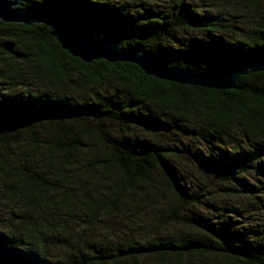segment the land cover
I'll list each match as a JSON object with an SVG mask.
<instances>
[{
	"label": "trees",
	"instance_id": "16d2710c",
	"mask_svg": "<svg viewBox=\"0 0 264 264\" xmlns=\"http://www.w3.org/2000/svg\"><path fill=\"white\" fill-rule=\"evenodd\" d=\"M231 3L251 26L186 0L19 8L206 73L264 62V0ZM49 33L0 21V264H264V72L228 90L180 85L84 63ZM237 195L242 207L216 202Z\"/></svg>",
	"mask_w": 264,
	"mask_h": 264
},
{
	"label": "water",
	"instance_id": "95a60500",
	"mask_svg": "<svg viewBox=\"0 0 264 264\" xmlns=\"http://www.w3.org/2000/svg\"><path fill=\"white\" fill-rule=\"evenodd\" d=\"M23 1L0 0V21L26 26L45 25L61 49L84 63L96 60L131 63L138 66L146 75L160 80L214 90L233 89L239 76L250 72H264V62L237 67L227 66L206 73L168 67L159 61V55L145 50L141 44L123 46V38L119 37L95 39L89 30L82 26V22L72 19L67 14L36 5L20 9Z\"/></svg>",
	"mask_w": 264,
	"mask_h": 264
},
{
	"label": "rangeland",
	"instance_id": "374dc122",
	"mask_svg": "<svg viewBox=\"0 0 264 264\" xmlns=\"http://www.w3.org/2000/svg\"><path fill=\"white\" fill-rule=\"evenodd\" d=\"M133 1H137V0H133ZM231 1L232 0H186V2H189L192 6H194L203 13H210L212 15L219 14L220 16H222V18L228 20L227 22H230L231 24L237 25L241 28L244 27L246 28L248 26H251L250 23L252 22L253 18L251 17L250 10L249 9L241 10L240 7L239 9L235 10L231 5L232 4ZM113 129L117 130L115 126L113 127ZM178 141L179 139L177 137L168 136L164 139H161V144H163L164 146H170L172 144H179ZM178 163L182 170L190 172V174H192V170H189L187 167H184V165H182L180 161ZM244 200L245 197L243 198L237 195L233 198L227 196L219 197L216 199V202L218 203L226 202L242 207Z\"/></svg>",
	"mask_w": 264,
	"mask_h": 264
}]
</instances>
